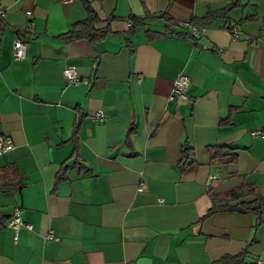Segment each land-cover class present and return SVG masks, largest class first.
Wrapping results in <instances>:
<instances>
[{
    "label": "crops",
    "instance_id": "crops-1",
    "mask_svg": "<svg viewBox=\"0 0 264 264\" xmlns=\"http://www.w3.org/2000/svg\"><path fill=\"white\" fill-rule=\"evenodd\" d=\"M230 1L88 0L68 39L82 0H0V264H264V0Z\"/></svg>",
    "mask_w": 264,
    "mask_h": 264
},
{
    "label": "built area",
    "instance_id": "built-area-1",
    "mask_svg": "<svg viewBox=\"0 0 264 264\" xmlns=\"http://www.w3.org/2000/svg\"><path fill=\"white\" fill-rule=\"evenodd\" d=\"M25 13L31 17L32 12L31 10H26ZM4 11L0 8V18L3 16ZM31 24V21L29 22ZM190 26V25H189ZM191 30L194 31V27L190 26ZM26 41H24L21 38H16L13 40L12 46H13V52L12 57L14 59H21L25 55L26 50ZM66 79L70 82H77L79 80V74L77 73V70L74 68V66H67L65 67L63 71ZM189 85V77L184 74H179L175 79L173 83L172 88V94L173 95H183L184 91ZM96 116L101 119V113L97 112ZM253 134L264 136V126L260 129H256L253 131ZM13 148V143L10 135L0 133V155L10 149ZM213 177V176H211ZM140 189V188H139ZM23 224V221L20 218V209L18 207L13 208L11 212V216L8 219V225L12 227L13 229L17 230L21 225ZM27 227L31 228L30 224H26ZM45 238L53 239L55 238L53 235V232L50 230L47 232Z\"/></svg>",
    "mask_w": 264,
    "mask_h": 264
},
{
    "label": "trees",
    "instance_id": "trees-1",
    "mask_svg": "<svg viewBox=\"0 0 264 264\" xmlns=\"http://www.w3.org/2000/svg\"><path fill=\"white\" fill-rule=\"evenodd\" d=\"M240 0H231L227 5H226V8H230L232 7L234 4H236V2H238ZM83 2V5L88 13V16L85 18V19H82V20H79V21H76L72 24L71 28L62 33L63 36H65L66 38L68 39H73V38H76L78 35L77 33L79 34L82 30H87V28L84 27V25H86L91 19V13H92V9L90 7V4L88 2V0H82ZM218 13H219V9H216L214 11H209V13H207V15H205V17L207 18H212V16L214 15L215 17L218 16ZM191 25H193V23H190ZM178 28L179 31L182 32L183 36L185 37H189V38H192L194 37L191 32H190V26L188 24H178ZM107 32V30H98L96 31V35H101L103 36L105 33ZM164 34H171L172 31H168V30H165L163 32ZM214 197V201H216L217 199H219L218 197L216 196H213ZM228 198H225V202L223 201L224 204H221V206L225 209H233L235 207V203H229L230 202V199L233 200L235 199V195L234 194H231L230 195V198L227 200ZM261 203H264V197H261L260 200H259ZM249 204H245V207L241 208V210H247L249 208L248 206ZM213 210H216L215 208H211L210 211H213Z\"/></svg>",
    "mask_w": 264,
    "mask_h": 264
}]
</instances>
